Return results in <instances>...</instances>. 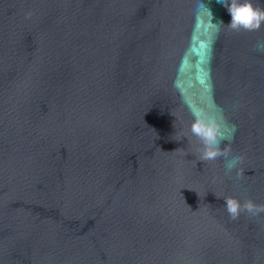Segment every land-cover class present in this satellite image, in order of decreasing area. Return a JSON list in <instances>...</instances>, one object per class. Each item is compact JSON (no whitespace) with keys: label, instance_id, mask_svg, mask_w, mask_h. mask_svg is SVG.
Masks as SVG:
<instances>
[{"label":"water","instance_id":"water-1","mask_svg":"<svg viewBox=\"0 0 264 264\" xmlns=\"http://www.w3.org/2000/svg\"><path fill=\"white\" fill-rule=\"evenodd\" d=\"M230 19L219 0H0V264H264V211L223 198L264 204V24ZM193 110L242 175L201 160Z\"/></svg>","mask_w":264,"mask_h":264},{"label":"clouds","instance_id":"clouds-1","mask_svg":"<svg viewBox=\"0 0 264 264\" xmlns=\"http://www.w3.org/2000/svg\"><path fill=\"white\" fill-rule=\"evenodd\" d=\"M227 9L231 19L227 23L233 29H257L264 24V8L257 7L255 0H219ZM219 22L225 23L223 19ZM193 117L190 130L199 138L201 146L198 149L201 160H214L218 156H225L226 169L237 170V175H242V169L238 167L243 160L242 155H231L229 147H222L226 137L221 131V124L216 119H209L199 111L193 110ZM235 126H233L234 128ZM228 212L233 218L239 216L242 210L253 214L264 211V204H257L251 198L241 203L235 196L223 197Z\"/></svg>","mask_w":264,"mask_h":264}]
</instances>
